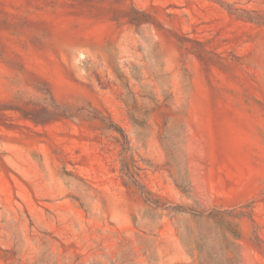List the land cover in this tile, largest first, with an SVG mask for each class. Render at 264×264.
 Returning <instances> with one entry per match:
<instances>
[{
  "label": "rangeland",
  "instance_id": "rangeland-1",
  "mask_svg": "<svg viewBox=\"0 0 264 264\" xmlns=\"http://www.w3.org/2000/svg\"><path fill=\"white\" fill-rule=\"evenodd\" d=\"M0 264H264V0H0Z\"/></svg>",
  "mask_w": 264,
  "mask_h": 264
}]
</instances>
